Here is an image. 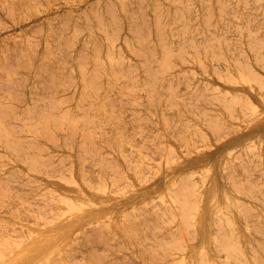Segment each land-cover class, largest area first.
Instances as JSON below:
<instances>
[{
	"label": "rangeland",
	"instance_id": "374dc122",
	"mask_svg": "<svg viewBox=\"0 0 264 264\" xmlns=\"http://www.w3.org/2000/svg\"><path fill=\"white\" fill-rule=\"evenodd\" d=\"M246 1L0 0V264H264Z\"/></svg>",
	"mask_w": 264,
	"mask_h": 264
},
{
	"label": "bare ground",
	"instance_id": "6f19581e",
	"mask_svg": "<svg viewBox=\"0 0 264 264\" xmlns=\"http://www.w3.org/2000/svg\"><path fill=\"white\" fill-rule=\"evenodd\" d=\"M227 1H230V2H234V1H236V0H227ZM245 2H247L246 0H243V3H245ZM250 2H252L251 3V5H255L256 6V8H257V10L259 11V12H263L264 11V0H251ZM175 5L176 4H173L172 5V9H173V11L175 12V14H176V12L177 11H175ZM203 6H205L204 4H203ZM222 6L223 5H221V4H219L218 5V9L219 10H221L222 9ZM242 8V10H244V11H250V12H253V11H255L256 10V8L255 7H245V6H242L241 7ZM189 10H191V9H189ZM192 11V10H191ZM248 23H250V22H248ZM185 24H187V21H185ZM177 29H179V27H177L176 29H175V31L176 32H178V30ZM180 32V31H179ZM230 37H232V35H230ZM255 49V48H254ZM228 144H229V142H228ZM227 148V147H226ZM260 157H262V156H260ZM217 158V157H216ZM239 161V160H238ZM242 163V162H241ZM239 165H240V163H238ZM243 166V165H242ZM241 165H240V167H242Z\"/></svg>",
	"mask_w": 264,
	"mask_h": 264
}]
</instances>
